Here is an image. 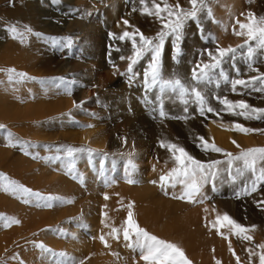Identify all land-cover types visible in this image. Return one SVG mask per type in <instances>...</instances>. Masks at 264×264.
Listing matches in <instances>:
<instances>
[{
    "label": "rangeland",
    "instance_id": "374dc122",
    "mask_svg": "<svg viewBox=\"0 0 264 264\" xmlns=\"http://www.w3.org/2000/svg\"><path fill=\"white\" fill-rule=\"evenodd\" d=\"M151 2L152 0H148V7H151ZM157 2H159V0H157ZM241 2L245 3L247 7L251 5V0H241ZM19 3H21L23 7V9H21L22 12L27 13L31 9L34 11L32 15L37 12L35 17L28 18L29 24L27 26L31 27L33 33L43 34L42 37L28 34L24 42L21 43L20 39H13L9 32L5 30L6 27L15 25L19 31H24V26L26 24L15 23L11 17L14 11L16 12V9L19 10V8H15ZM168 3L175 5L177 0H168ZM179 3L185 9L191 7L188 0H179ZM213 3L214 2H211L209 4L211 9L213 8ZM141 7L139 0H59V3H53L52 0H14L12 4L9 3V0H0V69L14 68L17 72L26 73L28 77L35 78L25 79L23 82L19 83L15 81L9 83L7 74L4 71H0V95L7 97L10 93L12 96L14 94V99L18 103H16V111L19 112L20 108L21 111H23L25 107H28L29 111L34 107L35 109L31 112V115L35 113L38 115L39 111V115L42 116L32 119L23 116L21 119L19 118L16 120L10 119V116L7 115H4V117L0 116V125L5 126L4 129H0V165H4L2 162L9 161L8 157H6L8 155L12 158L20 157L21 159H25L22 161L23 165L26 164V162H33L35 164L42 163L45 166H50L53 171H59L60 167L59 169L56 168L58 165L57 156L53 154V150L59 148L61 154L65 153L63 155V171H60L66 178H71L72 181H75L83 188H86L85 177L83 174L77 173L74 168V166H76V158L74 156L76 153L80 154L78 157L79 163L82 159L81 157H83L86 161H84L86 166L94 168L92 163L99 164L100 167H97L99 168L97 169L99 171L98 179L103 180V184H105V178L108 176L106 163L111 162L115 172L117 171V166L114 162H119L121 163V169L119 171V178L116 179L123 182L125 186L140 187L143 184L155 186V184L151 183V181L155 180L163 196L173 200L175 199L173 198L174 196H178L182 193V188L176 191L178 189L177 187L181 185L177 184L175 188L166 185L165 189L162 190L159 177L161 175H167L172 168L178 167V165L174 160L165 159L162 156L160 151L165 153L170 152L166 148L163 150V148L159 147V141L173 143L183 147L195 159L205 163L212 160L222 161L217 167L225 171L221 173L220 178L213 182L217 190L215 192L212 191V183L206 185L204 187V192L210 199L205 201L209 204L208 206L209 209L211 208V212H213V214L216 212L213 217H216L220 213L222 215L227 213L229 208L232 209L234 205L233 209L230 210V212L233 211L231 213L233 216L229 214L230 217H233L235 221L245 227L250 228L252 225H255V230L247 233L251 235L255 241H240L242 238H236L237 235L233 234V230H231L229 226H225L227 230L230 231L229 233L223 234V231L220 229L221 234H217L216 230H214L213 235L215 238L219 239L227 237L225 238L226 243L227 245H231V248L233 247L235 258L237 256L240 258V264H250L249 253L246 249L259 253L262 250L258 248L260 250L257 251L256 246L264 242V205L258 207V202L264 201V185H261L258 191L251 195L236 198V191L241 190L244 185L251 180V173L246 172L243 177L236 176V166L242 165L240 162H235L231 171L232 175L236 176V180L232 182L228 176L227 157L222 153L202 150V145L200 147L197 146L200 144L197 137H204L209 142H213L207 132V123L213 120L224 122L226 120L225 118H232L233 120L244 118L226 111H221L224 106L221 105L215 97L227 98L230 101H233L232 97H235L236 101L244 100L253 107L264 108V93L253 91L251 88L245 89L242 86H237V92L234 93L231 84L224 82H221L219 88L215 87L214 84L207 87L200 85V90L207 97L208 104L219 112V115L205 113V116H200L197 111L198 105L195 102V98L192 96L184 97V99L188 100V104L185 105L181 102V97H179V95L171 92H166L161 99H158V97L161 96L158 88H153L147 92L145 91L144 74L146 70H148V65L151 62L150 52L145 53L144 56L133 65V72L136 73V75L131 83H129L128 77L131 74L127 73V67L130 61L127 58L133 55L132 40L126 38L124 41H121L117 38H110L109 33H114L115 37H119L125 31L134 32L138 29L145 36L155 37L156 33L161 30L162 25L154 15H141ZM134 8L136 11H133ZM248 8H246V10H248ZM199 15L204 34H212L209 24L211 22L213 23V19L207 17L206 11L201 12ZM213 18L215 20L214 15ZM124 20L129 21L131 27H126L123 24ZM236 21L237 18L234 16L232 18V23L234 24ZM230 31H233L232 26H230ZM48 37H56L59 42L57 44H52L51 41L47 39ZM246 38H242L236 44L232 45V47L243 44ZM134 39L138 44L139 37L135 36ZM216 44L220 47H225L221 45L220 41H216ZM216 44L203 41L196 23L189 21L184 29V37L181 41V55L178 57V62L172 59L173 51L171 38L169 37L165 40L161 56L163 77L165 79L179 77L185 85L191 88L194 83L191 79L192 69L196 66L197 61L201 59L205 62L208 61V56L206 54L201 57V51L205 48L214 49ZM242 51L245 53V56H237L235 68L232 67V62L230 60L223 65L229 78L248 80L252 76L264 74V49L257 48L253 61H251L253 67L258 71L249 69V61L246 59V49ZM121 57L125 59H121ZM109 61H111V63ZM236 68L239 69V75L236 73ZM120 73L125 74L121 75ZM59 77L65 78L66 81L75 82L71 85V95H68L66 92V84L60 83L58 80L54 79ZM93 85L97 87H93ZM255 86L260 87L261 85L257 83ZM74 101L77 103L81 101L85 102L81 104L79 108H76L73 106ZM212 102L214 103L212 104ZM161 104L166 114L163 117L160 115ZM6 105L8 107V103H6ZM185 107L188 108L187 113L184 112ZM236 111H239V109ZM67 113H71V116L66 115ZM184 116L188 118H176ZM225 122H227V120ZM234 122L235 121H230L226 124H233ZM246 124L247 128L264 130V119H250ZM88 125H92V127H88ZM31 127H34L33 133L35 130H38V136H32ZM228 132L233 133L232 128H228ZM262 132L264 134V131H254L246 135L257 137L258 134ZM9 133L11 137L14 138L11 141L8 138ZM121 138H126L127 142L125 143ZM29 139L31 140L29 141ZM112 139H116L118 143L113 144ZM17 141H19V143H17ZM10 143L16 146H9ZM38 145L41 146V153H37V150L33 151V146ZM55 145L58 147H55ZM22 146L23 151L21 150ZM68 146L75 148L83 147L92 151H80L73 153L72 156H68ZM216 146L233 154H238L241 149V147L235 149V147H225L219 144H216ZM251 147H264V143L255 144L243 149ZM25 152L29 154L25 155ZM2 155L4 156L2 157ZM133 165L134 167H132ZM135 171H137L138 174H136ZM148 171H153L154 174L149 177ZM0 173H4L10 179L9 173L7 171L5 172L3 168H0ZM129 173L131 174V178L137 181L136 183L130 184L126 182ZM219 184L220 188H218ZM165 191L168 193L167 195H165ZM0 193L4 194L6 192L0 188ZM7 194L11 197V199H9V201L12 202L11 204L17 202L16 206L24 207L28 215H30L31 209L35 210V212L31 213V216L37 217L50 210L43 206L37 207L38 202L35 197L27 198L30 202L25 203V197L19 194L16 196L10 193ZM100 197V200L103 199L104 194L100 193ZM213 197H218L223 201H217L218 203L214 202ZM176 200L190 206L200 204L199 202L188 203L186 200ZM226 200L227 203L230 202V205L226 203ZM39 203L42 205L43 201ZM215 203H217L216 207L219 204L220 209L219 207H215ZM231 203L233 204L231 205ZM104 205V203L100 202L98 215L100 219H105V216L101 217V212L103 211L106 213V221L108 223V221H110L109 212H106ZM220 205H222V207ZM223 207L228 208V210L226 209L225 211ZM213 208L215 210H213ZM0 213H2L1 209ZM2 214L5 215L4 213ZM63 218L67 219L68 215H65ZM114 221L115 219H113L111 226L116 227L118 225L117 228L120 223H123L122 220ZM78 225L80 224H77L75 232L85 237L90 244L98 242L101 250L105 249L109 250V252L111 251L110 254L112 256H110L116 263L124 264L126 255L122 256L123 253H133L132 250L125 247L123 235H121L122 231L118 241L110 236H106L109 247H105L104 244L99 242V237L97 238L98 241L96 237H92L88 228L79 227ZM15 226L16 224H12L10 227L13 229ZM103 226L104 224H102V227ZM225 227H223V230H226ZM48 228L54 232H58L57 229L63 232L65 231L61 226L52 225ZM8 229L9 227L4 228L2 224H0V264H20L21 261L25 264V255L35 250L34 244L43 242L39 240L35 242V240H33L34 243L31 250H29L31 247H28L27 243H25L24 255H21V251L16 249L14 252H17L19 255L16 253L15 257H17V259L14 260L11 258L12 255H3V253L6 252L3 247L8 242H11L7 236L2 238V236L8 234ZM103 229L105 232H102L101 235L107 234L110 231V229L106 227ZM213 229H215V227ZM35 232L36 231H34V233ZM63 232H61L62 235L64 234ZM58 233L61 234L60 231ZM9 234L12 237L14 232L10 230ZM58 238L61 239L60 237ZM109 238H111L112 241H110ZM260 238L262 239L258 240ZM228 239L232 241H234L233 239H239L240 242L234 241V243H238L239 247L233 242L230 244L231 241L227 242ZM257 240L259 243L256 242ZM28 241L32 240L30 239ZM88 242L85 243L87 246H84L86 249L83 248V245L79 246L80 249L83 248L85 252H83L84 255L82 259L87 258L89 254H91V257L95 254V251L92 252V250L89 249ZM115 242L117 245L119 243V249L116 248ZM43 244L45 247L53 250V253L66 251L62 242H60V244H62L60 247L62 248H57L58 250L52 249L50 244ZM247 244L249 245L247 246ZM112 247L113 250H110ZM234 247H238L239 249H235ZM240 247L243 248L244 251L243 249L241 250ZM37 249L41 250L39 248ZM78 251L76 249L77 254L81 252V250ZM113 253H118L119 255H113ZM137 253L139 254V252ZM212 255L210 254L209 256ZM226 255H228V257L225 256V264H237L234 255L230 251H227ZM186 257L190 260L188 256ZM233 258L235 261L232 260ZM257 258L258 256L253 255L251 264H254ZM48 259L51 260L50 264H56L58 259L64 260L63 257L53 256L50 253H48ZM126 259H133V256L128 255ZM72 260H75L77 264L80 262V258L67 261L65 259L66 264H72ZM213 260L214 264H216V261L221 262L219 258H214ZM85 262H90V260H84L83 264ZM128 262L131 263L133 261Z\"/></svg>",
    "mask_w": 264,
    "mask_h": 264
},
{
    "label": "snow or ice",
    "instance_id": "6c2138e0",
    "mask_svg": "<svg viewBox=\"0 0 264 264\" xmlns=\"http://www.w3.org/2000/svg\"><path fill=\"white\" fill-rule=\"evenodd\" d=\"M53 3H59V0H52ZM214 2V0H188V3L191 5L189 9L183 8L179 0L175 5L168 3V0H152L151 7H148V0H139L140 5V14L155 16L157 20L160 21L162 27L158 31L155 37L145 36L138 29L134 32L125 31L119 37H115L114 33H109L110 38H117L121 41H124L126 38L132 40L133 55L127 59L130 61L127 67V73L129 75V83L135 78L136 73L133 72V65L144 56L145 53H151V62L148 65V70L145 72V91H150L153 88H158L161 94L158 99H161L163 94L166 92H171L173 94L179 95L181 97V102L185 105L188 104V100L184 97L192 96L195 98L197 103V111L200 116H205V113H213L219 115L216 109L211 107L208 104L207 97L200 90V85L205 87L210 85H215L219 88L221 82L230 83L232 91L237 92V86H242L245 89L251 88L253 91L264 93V74L258 76H252L250 79H230L228 73L224 69L223 65L226 64L229 60L232 62V67L235 68V61L237 56H245V53L242 51L246 49V59L249 61L248 67L252 71H258L253 67L251 61L257 48L264 49V16H256L252 12L246 14L247 22L236 21L239 25V30L233 28V34L236 36H246L244 43L237 45L236 47H220L216 44V38L212 34L205 35L204 30L201 24L200 13L206 11L207 17L214 20L211 8L209 4ZM9 3H14V0H9ZM133 11H136L134 8ZM241 15H244L243 13ZM189 21L196 23L197 29L200 32L201 39L205 42H212L216 44L214 49L205 48L201 51L200 55L203 57L205 54L208 56V61L205 62L203 59L197 61L196 66L192 69L191 79L194 82L193 86L189 88L179 77H172L165 79L162 74V65H161V56L165 45L166 38H171L172 42V51L174 61L178 62V57L181 55V41L184 37V29ZM123 24L126 27H131L129 21L124 20ZM9 32L13 39H20L21 43L24 42V39L28 34H34L37 37H42L41 33H33L31 27L25 25L24 31L21 32L17 29L15 25H11L5 28ZM135 36L139 37V43L137 44L134 39ZM48 40L52 44H57L59 42L56 37H48ZM70 43V39H69ZM121 59H125L121 57ZM111 63V61H109ZM114 66V65H113ZM236 73L239 75V69L236 68ZM7 74L9 83L12 82H23L25 79H35L28 77L26 73L17 72L14 68L0 69ZM124 75L125 73H120ZM19 78V79H17ZM60 83L66 84V92L68 95H71V85L75 83L74 81H66L65 78L59 77L54 78ZM259 83L260 87L255 85ZM93 87H97L93 85ZM215 99L224 107L221 111L229 112L236 116H242L245 119H264V108H257L249 105L244 100H237L235 102L228 100L227 98L215 97ZM85 101L79 103L73 102V106L79 108L81 104ZM239 109V111H236ZM184 112H188V108H184ZM66 115L71 116V113ZM161 117L165 116L162 109L160 110ZM179 119H187V116L176 117ZM92 127V125H88ZM4 125H0V129H4ZM235 130H238L244 134H248L254 131H264L244 127L243 125L236 123L233 125ZM8 138L11 141V134H8ZM126 143V138H121ZM202 145V150L212 151L215 153H222L227 157V171L228 176L235 182L236 176L243 177L245 173H251V180L244 185V187L236 191V198L241 196H248L252 193L258 191L261 185H264V147H251L240 149L238 154H233L231 152H226L224 149L216 146L214 142H209L204 137H197ZM19 143V141H17ZM159 147L166 148L170 153H172L173 159L178 165V167L172 168L167 175H161L159 177L160 187L162 190L165 189L166 185H170L175 188L177 184H180L183 187V192L174 196L173 198L179 200H186L188 203H203L205 200L210 199V197L204 192V187L209 183H212V191L215 192L217 189L213 183L215 180L220 178L221 173L225 171L220 169L217 165L221 164L222 161L212 160L210 162H202L195 159L191 156L183 147H180L173 143H165L164 141H159ZM232 143L240 148V145L236 141ZM9 146H16L13 143H10ZM23 151V146L21 147ZM80 151H92L90 149L75 148L72 146L67 147L68 156H72L73 153ZM29 153L25 152V155ZM38 158V157H34ZM235 162H240L242 166H236V176L232 175V169ZM131 163V162H129ZM134 167V165L132 166ZM259 173V174H257ZM127 183L134 184L137 181L131 178L129 173ZM151 183L156 184L157 181H151ZM106 186H108L109 181H105ZM0 188L6 193H10L13 196L19 194L22 197H25V203H29V197H35L37 200V207L43 206L51 208L54 206V202L59 203H72L71 199H63L58 196L47 195L44 196L40 192L33 191L26 186L19 184L15 180L9 179L4 173H0ZM168 193L165 191V195ZM109 197L107 194H104V199L107 200ZM43 201V204L39 203ZM264 205V201L258 202V207ZM106 207V205H105ZM133 202L129 201L127 204V216L123 220L121 228L110 226L105 223V220L102 219L101 223L105 227H110V231L107 234H102L99 236V240L105 247H109L106 236H110L115 240L120 239V233L122 231L123 240L125 242V247L132 250L133 252H139V259L144 261L145 264H191V261L186 257L184 251L175 243L161 239L154 234L149 233L145 228L141 227L139 223L134 219L133 213ZM213 210H215L213 208ZM207 211V209H205ZM107 214L103 211L101 216L104 217ZM0 222L4 228L10 227L12 224H19V221L15 218L4 217L0 214ZM225 226H230L233 230V234L240 236L244 240L251 241L253 237L247 233L255 230L256 226L252 225L250 228L245 227L231 218L227 213L223 215H217L215 221L213 222V227H215L217 234H221L220 229ZM57 231H62L57 229ZM227 238V237H225ZM35 247L41 249L43 253H50L53 256L57 257H66L67 254L64 252L53 253L51 249L46 248L43 243H35ZM262 251L259 253L253 252L250 249H246L249 253V262L251 264V259L253 255L259 257V264H264V243L257 245ZM229 251L235 256V252L229 245ZM113 255H119L118 253H113ZM12 259H17L13 256ZM237 264H240L239 257H236ZM23 264V261L20 262ZM56 264H66L64 260H57ZM72 264H77L75 260H72ZM79 264H83V261H80ZM216 264H221L220 261H216Z\"/></svg>",
    "mask_w": 264,
    "mask_h": 264
},
{
    "label": "bare ground",
    "instance_id": "6f19581e",
    "mask_svg": "<svg viewBox=\"0 0 264 264\" xmlns=\"http://www.w3.org/2000/svg\"><path fill=\"white\" fill-rule=\"evenodd\" d=\"M24 2H26V1H24ZM231 3L232 2H230V3L227 2V4H230L231 7H233L232 4H234V3H232V4ZM112 7H114V6H112ZM15 8H19V10L16 9V12L14 11V13L11 15V17L14 20L13 22L18 23V24L28 25L29 24L28 18L30 19V18L35 17L36 13H37L35 11L36 13L34 15H32V12H34L33 9H31L30 11L28 10L29 12H27V13L22 12L21 9H23V7H22L21 3H19ZM238 10H239V8H238ZM244 11H245V9H244ZM32 20H34V19H32ZM218 23L214 26H217ZM30 24H31V22H30ZM237 26L238 25L236 24L235 27H237ZM221 27H222V25H221ZM221 27H219V28L224 29ZM218 31H214V32H217V35H219ZM221 31L225 32V30H221ZM225 44H227V43H225ZM6 103H8V107H7ZM16 103L17 102L14 99V94L12 96L10 93L9 96H7V97L0 95V116L4 117V115H7V116H10L9 118L13 119V120L14 119L16 120L19 118L21 119V117H23V116H27V118H30V119L39 118L41 116V115H39L40 114L39 111H38V115H36V113L31 115V112L35 109L34 107L33 108L31 107L32 109L29 108L30 109L29 111H28V107H25L23 111H21V108L19 109V112L16 111V106L18 104V103L17 104ZM213 103L214 102H212V104ZM123 109H125V108H123ZM28 113H30V114H28ZM225 119L227 120V122H225L226 120L224 122L218 121V120L217 121L213 120L212 122L207 123L208 135H210V137L212 138L211 140L214 143L225 146V147H232V148L235 147V149L237 147L232 143V141H236V143L239 144L241 148L253 146L255 144L257 145V144H263L264 143L263 132L259 133L257 137H251V136L246 135V134H244L238 130H235L233 128V124H226L230 121H235V120H233L232 118H225ZM228 128H232L233 133L228 132ZM30 129L32 132L34 127H31ZM32 134H33L32 135L33 137H36L35 135L38 136V130H35L34 133L32 132ZM30 140L31 139H29V141ZM112 140H113L112 141L113 144L118 143L116 141V139H112ZM57 145H55V147H58ZM33 148H34L33 151L37 150V153L42 152L41 146H39V145L33 146ZM163 150H165V148H163ZM60 152L61 151L59 150V148H55V150H53L54 156L55 155L57 156L56 157V159L58 160L57 163H58V165L60 164L59 166L57 165L56 168L59 169V167H60V170L63 171V165H64V156L63 155L65 153L61 154ZM160 152L165 159L174 160L172 153H165L163 151H160ZM79 155L80 154H78V153H76L74 155L76 158V166H74V168H75V171L77 173H81L84 175L86 188H83L80 185H78L75 181H72V179L70 177L69 178L71 180L66 178L60 170L59 171H57V170L53 171L50 166H45L42 163L35 164L33 162H30V163L26 162V164L23 165L22 161L25 159H21L20 157L19 158H16V157L12 158V157H9L8 155L6 156V157H8L9 161L8 162H2V163H4V165L1 164L0 168H3V170L5 172L7 171L9 173L8 175L10 176L11 180H15L19 184H22V185H24L27 188H30L32 190L40 191L41 194H44L45 196H47V195L58 196V197H61L65 200L71 199L73 202L72 203L54 202V206L49 208L50 209L49 211L45 212L44 214L42 213V215H38V217H37V216H31V213L35 212L34 209H31V213H30V215H28V212L25 210L24 207H17L16 206L17 202H14L13 204H11L12 202L9 201V199H11V197L7 193H4V194L0 193V209H1V212L4 213L5 215H3L2 213H0V214H2L4 217L8 216L9 218H15L16 220L19 221V224H16V226L13 229H11V227H9V229H8L9 232H10V230H12L14 232L12 237L10 236L9 232L6 235L3 234L5 236H2V238L7 236L11 241L10 243L8 242L6 245L2 244V245H5L3 248H5V251H6L5 253H3L4 251L2 252L3 255L4 254L6 256L12 255V257H13L17 253V252L16 253L14 252V251H16V249L21 251V253H20L21 255L22 254L24 255V250H25L24 244L27 243V246L31 247V248H29V250H31L33 247V243H34L33 240H35V242H38L37 240H39L45 244H50L52 246V249L54 248L55 250L57 248H62L60 246L63 244V246L66 250V251L64 250L65 251L64 253L67 254L66 257H63L64 261H65V259L67 261L70 259L80 258V261L90 260V262H87V263L85 262L84 264H118V263H116L115 260L112 259V257H111L112 255L110 254L111 251L109 252V250H105V249L101 250L98 242H94L93 244H90L88 242V240L85 239V237H83L82 235H79V233L75 232V229H77V224H80V225H78L79 227L81 226L84 228H88L90 231L89 233L92 235V237H96V239H97L99 237V235H101L102 232H105V230L103 229V228H105V226L102 227V224H101L102 219H100L99 215H98V209H100V202H102L106 205L105 209H106V212H109L110 221H108V223H107L106 216H105L104 220H105V223H107L108 225L111 226L113 219H115V221H117V220L123 221V218L124 219L126 218V216H127V204L129 201H131V202H133V209L132 210L134 213V219L139 223V225L141 227L145 228L149 233L154 234L161 239H164V240H167V241H170V242L177 244L184 251L186 256H188L190 258L191 264H214V260H213L214 258H219L221 260V264L226 263L225 262V260H226L225 256L228 257V255H226V252L229 251V244L227 245L225 237L223 239H219V238L214 237L213 234H214V230H216V229H213L214 227H213L212 223L216 219L215 216L213 217V215L216 212H214V214H213V212H211V210H210L211 208L209 209V206H208L209 204L206 203V201H204L203 203H200L199 205L190 206V205H185V203L180 202L176 199L171 200L169 198L164 197L163 194L161 193L159 186L156 184H155V186L143 184L140 187L125 186L123 184V182L116 179V178H119V171L121 169V166H120L121 163H119V162H114V164H116V166H117V169H116L117 171H115V172L113 170L111 162L106 163L108 176L105 178V180L109 181L108 186H106V184H103V180L98 179V172L99 171L97 169H99V168H97V167H100L99 164L98 163H94V164L92 163L94 168L86 166L85 165L86 161L83 157H81L82 159L80 160V163H79V161H78ZM3 156L4 155H2V157ZM85 157H86V155H85ZM114 168H116V167H114ZM144 172H146V171H144ZM135 173L138 174L137 171H135ZM153 174H154L153 171H150V172L148 171L149 177H150V175H153ZM177 188L178 189L176 191H179V189L182 188V192H183L182 186H179ZM218 188H220V184H219ZM100 193L107 194L109 198L107 200H105L104 198L100 200V198H101ZM227 200H226V203H227ZM217 201H223V200L219 199L218 197L214 198V202H217ZM217 203L214 204L215 207H216ZM227 204L230 205V202ZM232 204L233 203H231V205ZM220 206L222 207V205H220ZM217 207H219V204ZM233 207H234V205L232 206V209H233ZM223 208H225V211H226V209L228 210V208H226V207H223ZM205 209H207V211H205ZM219 209H220V207H219ZM232 209L229 208V210L227 211L228 215L233 212V211L230 212V210H232ZM219 213H217V214H219ZM65 215H68L67 219L63 218ZM231 216H233V214H231ZM246 216H248V215H246ZM0 224H2V222H0ZM122 224L120 223L118 228H121ZM52 225L58 226V227L61 226L63 228V230L65 229V231L64 232L60 231V233L63 232L64 234L62 235V233L61 234L58 233L59 231L54 232L53 230L49 229L48 227H51ZM227 227H225L226 230H227ZM106 228L110 229V227H106ZM228 229H230V228H228ZM221 230L223 231V234H227L230 232L228 230L227 231L223 230V227L221 228ZM34 231H36V232L34 233ZM231 233H232V231H231ZM260 236H261V234H260ZM58 237H60L61 239H59ZM236 238L240 239L241 237L236 236ZM30 239L32 241H28ZM239 239L238 240L233 239V240L234 241L236 240L238 242L244 240V239H240V241H239ZM261 239L262 238H260L258 240H261ZM109 240L112 241L111 238H109ZM258 240L256 241L257 243H259ZM97 241H98V239H97ZM234 241H232L231 239H228L227 242H230V244H231L232 242L234 243ZM253 241H255V240H253ZM60 242H62V244H60ZM87 242L89 243L88 244L89 249H91L92 252L95 251V254L92 257H91V254H89L87 258L82 259L83 255L85 253L83 248L86 249L84 246H87V245H85V243H87ZM245 242H246V240H245ZM245 242H242V243L246 244ZM257 243H256V245H257ZM77 244H78V247H77ZM234 244H237V246H238L237 242H235ZM260 244H262V243H260ZM81 245H83L82 249H80V247H79ZM118 245H119V243H118ZM118 245L115 242V246L117 249H119ZM248 245L249 244H247V246ZM243 246H245V245H243ZM238 247H234V248L237 249ZM249 247H252V246H249ZM258 248L259 247H257V249H256L257 251L260 250ZM76 249H77V251L81 250V252L77 254ZM242 249L243 248H241V250ZM110 250H113V247ZM126 250H128V249H126ZM205 251H206V253H205ZM243 251H244V249H243ZM128 253L129 252H127V253L125 252L122 255V256L126 255L124 264H145L144 261L138 260L139 254L137 252L136 253L133 252L130 254H128ZM206 254H207V256H206ZM210 254L211 255L213 254V255L209 256ZM128 255L133 256V259H126V258H128ZM211 257H214V258H211ZM11 258H10V260H11ZM234 258H235V256H234ZM234 258L232 259L233 261L236 260V258H235V260H234ZM3 260H5V259H3ZM128 261H133V262L130 263ZM50 262H51V260L48 259V253H42V251L38 250L37 247H35L34 251H30L25 255V264H50ZM254 264H259V257L255 260Z\"/></svg>",
    "mask_w": 264,
    "mask_h": 264
},
{
    "label": "crops",
    "instance_id": "0c3cea01",
    "mask_svg": "<svg viewBox=\"0 0 264 264\" xmlns=\"http://www.w3.org/2000/svg\"><path fill=\"white\" fill-rule=\"evenodd\" d=\"M226 1L229 2V3L232 2L235 5L231 3L233 5V7H231V5L230 4H227ZM248 7L245 5V3L241 2V0H231V1L230 0H214L213 8L211 10H212V13H213V15L215 17V21H217V22L216 23L213 22V24L211 22L209 24V26L211 28L212 35H214L215 38H216V41H220L221 45H223L225 47H228V46H232V45L236 44L238 41L241 40V38L246 37V36H236V35L233 34V31L232 32L230 31V26H232V29H233L236 26V24H237V23H234V24L232 23V18L234 16H236L237 21L245 22L246 23L247 22V20H246V14L248 12H250V11L253 12L258 17H259V15L260 16H264V0H251V5H249ZM238 8H239V10H238ZM246 8H248L247 11H246ZM244 9H245V11H244ZM242 11H244V13ZM242 13L244 15H240ZM217 23H218V25L217 26H214ZM221 25H222V27H221ZM238 26L235 27V28L239 30V27ZM219 27L224 28V29H220ZM217 29L218 30L220 29V30L218 31ZM221 30H225V32H222ZM214 31H218V34L219 35H217V32H214ZM224 42L227 43V44H225ZM232 98H233V102H235L236 101V98L235 97H232ZM249 121H250V119L243 118V119L235 120V122L233 124H236V123H239L240 124V123H242L243 126L246 127L247 126L246 123L249 122Z\"/></svg>",
    "mask_w": 264,
    "mask_h": 264
}]
</instances>
